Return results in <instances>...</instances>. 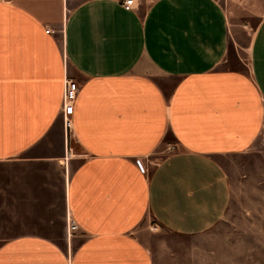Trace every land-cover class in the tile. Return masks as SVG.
Segmentation results:
<instances>
[{
  "label": "crops",
  "instance_id": "obj_1",
  "mask_svg": "<svg viewBox=\"0 0 264 264\" xmlns=\"http://www.w3.org/2000/svg\"><path fill=\"white\" fill-rule=\"evenodd\" d=\"M229 1L0 0V264H169L147 216L225 217L228 165L264 158V0Z\"/></svg>",
  "mask_w": 264,
  "mask_h": 264
},
{
  "label": "rangeland",
  "instance_id": "obj_2",
  "mask_svg": "<svg viewBox=\"0 0 264 264\" xmlns=\"http://www.w3.org/2000/svg\"><path fill=\"white\" fill-rule=\"evenodd\" d=\"M221 2L228 7L230 1ZM69 12L64 11L63 20ZM244 29L240 36L243 46L231 45V54L241 51L243 61L238 56L232 58L241 66L248 62L247 43L254 27ZM241 164L228 165L232 188L229 208L204 234H176L147 216L141 238L157 258L169 264H264V158L242 159Z\"/></svg>",
  "mask_w": 264,
  "mask_h": 264
},
{
  "label": "built area",
  "instance_id": "obj_3",
  "mask_svg": "<svg viewBox=\"0 0 264 264\" xmlns=\"http://www.w3.org/2000/svg\"><path fill=\"white\" fill-rule=\"evenodd\" d=\"M136 3L137 0H123V7L127 10L134 9ZM79 90L80 86L76 80L72 78H66L62 112L65 116L66 125L68 128H71L72 125L71 117L75 111V103L79 95ZM137 164L143 172L146 171V168L142 164V160L140 158L137 159ZM77 228V224L73 220L69 219V231L73 232L77 230Z\"/></svg>",
  "mask_w": 264,
  "mask_h": 264
}]
</instances>
